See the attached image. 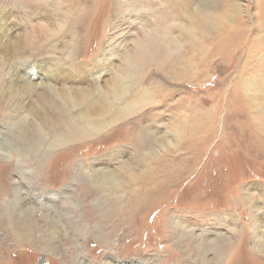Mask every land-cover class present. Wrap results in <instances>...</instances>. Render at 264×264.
I'll use <instances>...</instances> for the list:
<instances>
[{
	"label": "rangeland",
	"instance_id": "obj_1",
	"mask_svg": "<svg viewBox=\"0 0 264 264\" xmlns=\"http://www.w3.org/2000/svg\"><path fill=\"white\" fill-rule=\"evenodd\" d=\"M0 264H264V0H0Z\"/></svg>",
	"mask_w": 264,
	"mask_h": 264
},
{
	"label": "bare ground",
	"instance_id": "obj_2",
	"mask_svg": "<svg viewBox=\"0 0 264 264\" xmlns=\"http://www.w3.org/2000/svg\"><path fill=\"white\" fill-rule=\"evenodd\" d=\"M197 19H198V17L197 16H195ZM194 17V18H195ZM162 20V19H161ZM195 21V20H194ZM200 22V21H199ZM157 24V23H156ZM200 24V23H199ZM203 25V24H202ZM207 28H208V26H207ZM212 28V27H211ZM162 29V28H161ZM160 29V30H161ZM170 29V28H169ZM164 31L165 32H167L168 31V29L167 28H165L164 29ZM163 31V32H164ZM171 31V30H170ZM162 32V33H163ZM169 32V31H168ZM166 34H168V33H166ZM166 34H161V36H163L166 40L165 41H167V35ZM151 36H152V33H151ZM169 36V35H168ZM154 37V36H153ZM160 36H158L157 38H159ZM161 38V37H160ZM159 38V39H160ZM169 39V38H168ZM220 39V38H219ZM171 40V39H170ZM160 41H162V40H160ZM142 42V41H141ZM164 43V42H163ZM167 43V42H166ZM200 43V42H199ZM168 44V43H167ZM174 44V43H173ZM139 45H141V44H138L137 46H136V51L133 49V51L134 52H137V54H135V55H137V56H140L141 57V55H140V53L142 52V50L144 49V47L146 48L147 46H153L154 45V43H152V42H148V43H145L144 45H141V46H139ZM160 45H161V43H160ZM199 45V44H198ZM143 46V47H142ZM166 46V45H165ZM171 46H175V45H171ZM192 46H193V43H192ZM161 47H162V45H161ZM153 48H154V46H153ZM199 48V47H198ZM147 49V48H146ZM154 49H156V48H154ZM159 49H161V48H159ZM162 49H164L163 47H162ZM207 49V48H206ZM152 50V49H151ZM165 50H167V49H165ZM146 51V50H145ZM150 51V50H149ZM148 51V52H149ZM168 52H170L169 50H167ZM200 51V50H199ZM156 52V51H155ZM154 52V53H155ZM199 53H201V52H199ZM143 54V53H142ZM157 54V53H156ZM171 54V53H170ZM195 54V53H194ZM146 55V54H145ZM168 55V54H167ZM182 55V54H181ZM146 57H147V55H146ZM145 57V58H146ZM149 57H151V56H149ZM169 57V56H168ZM173 56L171 55V58H172ZM192 57V56H191ZM188 58V59H186L187 61L185 62V64H182V65H179V69L178 70H180V73L179 74H181L182 72L183 73H185V71H188V69L191 67L192 68V65H193V58ZM142 58H143V56H142ZM141 58V59H142ZM152 58V57H151ZM155 58H158V57H155ZM165 58V57H164ZM144 59V58H143ZM140 59H135V57L133 58V60L131 59V58H128V60H127V64L130 66V67H132L133 69L135 68V70H139L140 68V64H138V63H142V61L143 60H140ZM146 60V59H145ZM151 60V59H150ZM161 60V62H162V60L164 61V59H160ZM159 60V61H160ZM183 60V59H182ZM148 61V60H147ZM147 61L145 62V63H142L143 65L144 64H147ZM166 61V60H165ZM173 61V60H172ZM183 62V61H182ZM183 62V63H184ZM155 63H156V61H155ZM165 63V62H164ZM176 65H177V63H175ZM142 65V66H143ZM148 65V64H147ZM174 65V64H173ZM146 66V65H145ZM149 66V65H148ZM164 67V66H163ZM176 67V66H175ZM34 68V67H33ZM133 69H131L132 71H133ZM161 69V68H160ZM170 72V71H169ZM188 73V72H187ZM170 74V73H169ZM186 74V73H185ZM125 77V76H124ZM188 77H189V75H188ZM120 81H122L123 82V79H122V77H120ZM116 81V80H115ZM118 81V80H117ZM118 84L119 83H115V85L113 86V88H117L118 87ZM122 83L120 82V85H121ZM117 90V89H116ZM120 91V90H119ZM119 94H121L120 92H119ZM135 99V98H134ZM138 99V98H137ZM131 102V101H130ZM130 102L126 105V106H123L124 108H123V112H127L128 110L130 111H133L134 110V108H135V106H134V102L133 103H131L134 107H130ZM136 103V102H135ZM70 104V103H69ZM126 110V111H125ZM117 111V110H116ZM64 113V112H63ZM121 113V112H120ZM122 114V113H121ZM114 115H115V113H114ZM75 121H73L72 119H68V124L67 125H71L72 127V129H71V133H72V135H64L63 137H62V140L65 138V139H67V140H70L71 138H72V136H75L74 134H76V128L75 129H73V125L75 124L74 123ZM76 126V125H75ZM15 127H16V125H15ZM18 127V126H17ZM26 135H27V131H25V130H23V132H22V134H21V136L25 139V141L27 142V138H26ZM40 134H38V135H36V136H34V137H32V135H30V138H29V145L27 146V148H32L33 150H35V152H38V151H42L41 153H44L45 151H46V149L43 147V138H42V136H39ZM53 140H56V139H53ZM59 141V140H58ZM26 148V149H27Z\"/></svg>",
	"mask_w": 264,
	"mask_h": 264
}]
</instances>
